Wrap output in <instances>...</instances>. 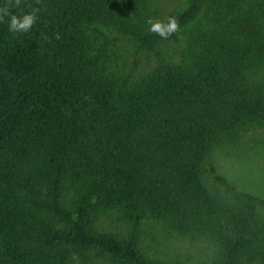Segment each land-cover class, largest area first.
I'll return each instance as SVG.
<instances>
[{
  "label": "trees",
  "instance_id": "1",
  "mask_svg": "<svg viewBox=\"0 0 264 264\" xmlns=\"http://www.w3.org/2000/svg\"><path fill=\"white\" fill-rule=\"evenodd\" d=\"M28 4L29 32L0 22V264H184L145 254L144 222L208 243L213 264L254 263L264 198L209 160L264 123V0H187L169 40L149 32L150 0H22L11 14ZM180 40L135 75L107 54ZM109 215L131 231L101 230Z\"/></svg>",
  "mask_w": 264,
  "mask_h": 264
},
{
  "label": "rangeland",
  "instance_id": "2",
  "mask_svg": "<svg viewBox=\"0 0 264 264\" xmlns=\"http://www.w3.org/2000/svg\"><path fill=\"white\" fill-rule=\"evenodd\" d=\"M187 0H150L149 19L164 21L174 12L180 11ZM132 42L110 45L107 54L112 57L111 63L119 71L127 74L140 73L150 69L157 62V54L164 57L178 53L183 42H166L157 47L156 51L137 53ZM136 60L137 65H135ZM218 173L229 183L241 190L264 198V123L246 127L240 136L225 143L210 158ZM264 219V210H260ZM101 230L125 236L132 229V222L109 215L99 220ZM142 228V248L147 256L164 262H181L184 264H213L214 249L201 240L190 241L164 232L160 225L144 222ZM256 260L252 264H264V241L256 248Z\"/></svg>",
  "mask_w": 264,
  "mask_h": 264
},
{
  "label": "clouds",
  "instance_id": "3",
  "mask_svg": "<svg viewBox=\"0 0 264 264\" xmlns=\"http://www.w3.org/2000/svg\"><path fill=\"white\" fill-rule=\"evenodd\" d=\"M40 2L41 0H36L37 4ZM21 3L22 0H6V3L3 6H0V22L8 23L9 32L27 33L38 20L37 13L40 9L34 8L31 4L27 5L30 9L27 14L21 16L11 14L10 9L19 8ZM6 17H10V22L5 20ZM146 23L150 26L149 32L157 35L163 40H169L174 34L179 38L181 31L180 23L174 16L168 17L166 21L148 19Z\"/></svg>",
  "mask_w": 264,
  "mask_h": 264
}]
</instances>
